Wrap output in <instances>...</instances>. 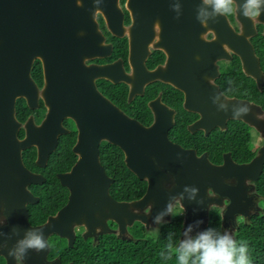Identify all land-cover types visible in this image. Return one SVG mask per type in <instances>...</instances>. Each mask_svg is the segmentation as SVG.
<instances>
[{"label":"water","instance_id":"water-1","mask_svg":"<svg viewBox=\"0 0 264 264\" xmlns=\"http://www.w3.org/2000/svg\"><path fill=\"white\" fill-rule=\"evenodd\" d=\"M116 5L117 0H100L99 3L95 0H0V198L4 200V215L10 222V226L4 229L8 247L0 254L6 258V264L16 263L6 252L14 248L29 229L43 231L48 240L52 235L64 238L70 248L74 247L76 229L80 227L85 230L84 239L92 237L94 231L98 236L120 233V237L128 239L122 234H129V229L136 222L141 223L148 233L153 230L159 232L162 225L172 221L173 216L164 215L160 223L155 222V217L164 211L173 197L183 192L185 185L195 186L199 191L192 200L184 193L182 236L189 223L192 231L199 234L208 227L211 210L223 207V200L227 197L231 202L222 212L223 221L236 212L242 214L235 208L234 196L241 195L247 180L257 181L261 175L263 150L248 164H237L227 155L225 163L216 166L210 163L206 154L197 157L195 151L186 150L169 140L172 119L167 118V108L160 99L151 104L156 122L145 127L97 90L94 79L104 77L112 80L110 69L106 66L84 67L80 51L72 47L77 43L71 39L77 38L80 29H92L102 42L95 16L102 13L108 29L114 32ZM236 15L240 21L252 23L240 16L239 11ZM214 23L215 18H210L207 27L213 29ZM235 35L242 40L236 52L243 60L245 72L257 78L259 65L251 43ZM50 38L55 40L49 48L56 56L55 63L54 56L46 60L41 54L48 53L45 40ZM98 47L91 44L88 49L97 50ZM71 54L75 55L76 63L70 59ZM60 55L64 56L62 60ZM36 58L43 61L45 70L46 80L41 94L31 75ZM75 65L74 70L78 72L80 65L83 75L73 76L61 69ZM134 73L135 77L157 79L159 76L149 73L143 63L135 67ZM68 77L71 79L66 80ZM79 77L89 80H80ZM154 79L135 83L132 78L124 76L112 81L130 83L132 98L143 94L146 84ZM173 84L180 88V83ZM40 97L48 110L43 121L37 125L34 116H30L22 125L16 117L17 99L24 98L27 106L35 110L39 107ZM236 106L239 107L240 103L236 102ZM65 119L73 120L78 132L73 151L79 159L70 172L58 175L61 185L70 191L69 201L56 215L34 227L28 221L27 206L37 203L38 199L34 198L29 186L41 184L45 179L26 168L22 152L35 147L36 163L45 167L57 149L59 136L68 132L62 125ZM236 119L253 125L246 116ZM22 126L25 137L19 139L17 133ZM104 141L121 148L127 167L140 180L147 181V190L139 200L120 202L111 196L110 186L114 180L100 162V146ZM226 180L231 182L226 183ZM109 221L115 222L118 229L112 230ZM50 248L39 254L30 250L24 259L25 264H48Z\"/></svg>","mask_w":264,"mask_h":264},{"label":"flooded vegetation","instance_id":"flooded-vegetation-1","mask_svg":"<svg viewBox=\"0 0 264 264\" xmlns=\"http://www.w3.org/2000/svg\"><path fill=\"white\" fill-rule=\"evenodd\" d=\"M175 3L180 4L178 18L176 12L172 10V5ZM200 7H202L201 0H117L115 9L117 23L115 24L114 32L108 29L103 14L98 12L95 16V20L98 24V32L102 35L103 41L100 42V39L96 36L95 30L80 29L78 30L79 34H77V38L71 39V42L77 43L72 45V47L80 51L79 56L83 57L82 65L84 67L106 66L110 69L109 74L112 80H119L124 76L132 78V81L135 83L154 79V77L150 76L135 77V67H137L139 63H143L149 73H154V76L159 75L156 77L157 79L149 81V83L146 84L143 94H137L132 98H130L132 89L130 83L126 81L114 83L111 79L104 77L94 79L97 90L128 117L138 121L145 127L152 126L156 122V113L151 104L157 99H160L162 105L167 108V118L172 119V127L168 131V137L172 143L186 150L195 151L197 157L206 154L210 163L216 166L223 165L227 155L237 164H248L261 150H263L264 153V11H262L263 15L261 13L262 16L258 17L255 21L251 20V24L240 21L237 19V15L234 14L231 17H216L214 28L209 29L206 27L204 29L196 20V13ZM209 33L211 35H209ZM235 34L242 36L251 43L259 65L257 78L251 77L245 72L243 60L238 52H236V47H238V43H241L242 40L236 37ZM54 42L55 40H53V38L45 40V46L47 47L45 51L48 53L41 54L45 56L46 60L50 57L52 59L54 56L49 49L50 46H53ZM91 44H95L99 47L97 50L88 49ZM109 45L111 47L107 48ZM63 57V55H60L61 60ZM69 57L76 63L75 55L71 54ZM139 60L143 61L141 62ZM55 61L56 56H54V63ZM35 66L40 70L37 78L32 74V70ZM75 68L76 65L66 70L61 67L64 73L73 76L83 75L82 70H80V65L77 68L78 72L74 70ZM31 75L41 94L46 79L44 64L40 58L34 60ZM79 78L80 80H89L82 79V77ZM70 79L71 77L66 78V80ZM174 82L180 83V88L176 87L173 84ZM122 90L124 91L123 93L121 92ZM225 93L229 95L226 96L224 95ZM217 96L219 99L214 103L213 99ZM145 97H148L146 108L151 114L150 121V118H142L141 120L136 117L140 112L138 99ZM20 100L26 103L24 98L17 99L16 117L17 103ZM231 102L235 104L233 105ZM236 102L240 103V106L245 103L250 106L251 111L244 116H246L253 125L243 119L233 118V109L238 107L236 106ZM221 103L226 105L225 109L219 108ZM232 106L234 107L233 109L230 108ZM141 109L143 108L141 107ZM33 111L43 113L40 119H37L35 114H30L28 116V118L34 116L36 124L40 125L48 111L42 97L39 98V107ZM28 118L24 122H21L17 117L22 125L26 123ZM194 124H196L195 127L193 126ZM62 125L68 130L66 134L76 133V141L72 146V152L74 153L73 148L77 142L78 135L76 124L71 119H65ZM234 131L238 134L240 139L243 140L248 150V154H243V157H245L243 159L227 148V146L234 142V137L232 136ZM63 135L59 136V140ZM17 136L19 139L25 137L23 126L19 129ZM104 143L108 142L104 141L101 143L100 155ZM26 150L22 152V160L25 166L24 154ZM56 150L52 154H54ZM120 150L123 152L121 148ZM74 155L76 156V160L70 168L56 174L58 180L59 174L70 172L77 163L79 156L75 153ZM36 160V168L34 170L26 166L27 169L33 173L42 175L45 179L41 184H31L29 186V190L34 198L38 199L37 203L27 206L29 214L28 221L30 225L34 227L42 225L50 216L56 215L58 211L68 203L70 197V191L65 187L68 191L66 201L55 213L48 215L45 221L41 223H31L30 206L36 205L41 201V196L33 190V187L46 184L47 177L42 171H39V169L45 170L49 163L48 160L45 167H40L37 165ZM101 165L103 166L102 162ZM263 174L264 166L259 179L257 181L247 180L243 185L241 195L234 196L235 208L241 211L242 214L236 212L234 216L223 221L222 212L227 209L228 204L231 202L229 197L223 200V207H214L212 209H216L220 215L221 231L232 233L234 239L241 224H246L248 221H251L254 216L264 212V180L262 184L259 183ZM107 175L114 180L110 186L111 189L115 179L108 173ZM134 175L138 178L136 174ZM144 182H146L147 190L148 183L147 181ZM140 198L132 200L114 199L120 202H134ZM0 199V220L3 221V223H0L1 253L8 247V242L5 240L6 233H4V229L10 226V222L7 221L4 215L6 208L4 200H2V198ZM150 210L151 209H147V211ZM180 216L183 217L184 222L185 211ZM174 217L175 216L172 217V220ZM189 224L186 229L189 227ZM108 225L112 230H117L119 227L113 221H109ZM84 231L83 227L76 229L74 246L79 237L84 239ZM92 234V237L84 240H91V242L95 244L98 242L99 238L104 235H115L119 239H123L120 237V233L98 236L96 231H94ZM196 235L197 234L191 230L188 236L186 237L183 235L180 241L188 237H195ZM122 236L129 237V234H122ZM54 237L59 236L52 235L49 238V242ZM64 241L68 246V241L66 239H64ZM0 259L3 261V264L7 263L4 255L0 254ZM58 262L59 264H64L60 256L52 258L49 253L48 264H58ZM23 264H25L24 261ZM65 264L73 263L68 262Z\"/></svg>","mask_w":264,"mask_h":264},{"label":"trees","instance_id":"trees-1","mask_svg":"<svg viewBox=\"0 0 264 264\" xmlns=\"http://www.w3.org/2000/svg\"><path fill=\"white\" fill-rule=\"evenodd\" d=\"M39 72L37 66L32 70V74L36 78ZM147 100L148 97L138 99L140 112L136 117L141 120L151 117L146 108ZM30 114H35L37 119L43 116L42 112L30 110L25 101L20 100L17 103L18 119L24 122ZM232 136L234 142L227 148L241 159L245 158L243 154H248L246 145L235 131ZM75 141L76 133L74 132L61 136L56 152L49 159L48 167L45 170L39 169L46 175L47 182L44 185L33 187V190L41 196V201L30 206L31 223L45 221L48 215L55 213L66 201L68 191L60 185L56 174L68 170L75 162L76 156L72 152ZM100 156L107 173L115 179L110 189L111 195L115 199L132 200L140 198L145 193L146 182L139 180L126 167L124 154L119 147L104 143ZM35 160L36 149H27L24 154V162L29 169L34 170L36 168ZM263 180L264 174L259 183L262 184ZM182 228L183 217L176 215L170 223L162 225L155 236L146 232L145 227L137 222L129 229L128 239H119L115 235H104L99 238L97 243L93 244L91 240L85 241L79 237L74 248H69L64 239L54 237L50 240V257L60 256L64 264L68 262L73 264H177L174 254L170 259L165 260L161 258L160 253L165 252L167 254L169 243L174 246L179 244L180 239H182ZM209 228L221 231L220 215L216 209L210 212L209 225L206 230ZM235 239L238 242H247L251 264H264V212L254 216L246 224H241ZM0 264H3L1 259Z\"/></svg>","mask_w":264,"mask_h":264},{"label":"clouds","instance_id":"clouds-1","mask_svg":"<svg viewBox=\"0 0 264 264\" xmlns=\"http://www.w3.org/2000/svg\"><path fill=\"white\" fill-rule=\"evenodd\" d=\"M99 3L100 0H95ZM202 7L196 13V20L201 27H207L210 18L231 17L239 11V15L255 21L264 11V0H201ZM180 4L172 5V10L179 16ZM210 9V11H209ZM209 35H211L209 33ZM224 95H229L225 93ZM219 97H215V103ZM219 108L225 109L226 105L221 103ZM251 111L250 106L245 103L233 109V118H241ZM230 183V180H226ZM199 189L195 186L185 185L183 192L173 197L166 205L163 212L155 217V222L160 223L164 215H181L185 209L182 205L184 193L188 194V199L196 198ZM138 211V209H134ZM0 223H3L0 220ZM191 226L185 229L184 235L187 237L191 232ZM50 246L49 240L45 237L43 231L29 229L25 235L16 242L14 248L8 250L7 256L15 260L16 264H23L27 253L39 254ZM175 255L177 264H251L249 258V248L245 241H237L232 233L228 231H218L209 228L200 232L195 237H188L179 242L178 245L169 243L167 245V254L161 252L162 259L168 260Z\"/></svg>","mask_w":264,"mask_h":264},{"label":"rangeland","instance_id":"rangeland-1","mask_svg":"<svg viewBox=\"0 0 264 264\" xmlns=\"http://www.w3.org/2000/svg\"><path fill=\"white\" fill-rule=\"evenodd\" d=\"M154 232H149V234H151L152 236H155L158 232H157V230L155 231V230H153Z\"/></svg>","mask_w":264,"mask_h":264}]
</instances>
